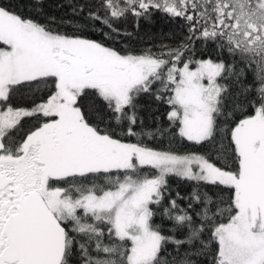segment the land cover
Returning <instances> with one entry per match:
<instances>
[{"label":"snow or ice","instance_id":"snow-or-ice-1","mask_svg":"<svg viewBox=\"0 0 264 264\" xmlns=\"http://www.w3.org/2000/svg\"><path fill=\"white\" fill-rule=\"evenodd\" d=\"M69 7L0 3V264H264V0ZM154 12L187 35L131 50Z\"/></svg>","mask_w":264,"mask_h":264},{"label":"trees","instance_id":"trees-1","mask_svg":"<svg viewBox=\"0 0 264 264\" xmlns=\"http://www.w3.org/2000/svg\"><path fill=\"white\" fill-rule=\"evenodd\" d=\"M77 3H88L89 6L95 8L100 3L101 0H75ZM0 3L11 4L16 7L17 11L21 8L25 10L26 15L36 16V12H28L27 8H42V22L44 16H53L57 20L60 19H78V17H73L70 15L69 0H42V2L37 5L34 0H0ZM83 22V21H82ZM122 31L132 33L131 37H122L124 44L133 51H139L141 49H146L152 47L154 50L157 49L161 44H167L170 46H175L178 44L184 36L187 35L186 28L184 27V21L181 18H172L162 12H154L150 17L140 18L139 26L137 27V22L135 17L129 15L126 20H122L117 24ZM62 30L71 32L70 27H64ZM107 31V29H105ZM86 35L93 39L101 40L102 35L88 31ZM108 43H111L110 41ZM124 44H115L117 48H122ZM197 48L200 49L201 45L197 43ZM212 48L206 50L211 52ZM200 55V53H198ZM227 59V57H225ZM251 79V77H249ZM88 101H85L87 103ZM141 106L140 115L144 118V123L149 128H154L156 126V117H159L167 124L166 112L167 106L155 102L151 97L145 96L141 97L138 101ZM154 146L165 147L166 142L161 141ZM186 148L196 151L191 145H185ZM170 184L172 185L173 195L175 191H179L182 195H186L191 191V184L179 180L178 178H171ZM157 223H161V220L157 218ZM165 223H167L165 221ZM172 246L169 245V250ZM199 264H207L206 260L202 257L199 260Z\"/></svg>","mask_w":264,"mask_h":264}]
</instances>
